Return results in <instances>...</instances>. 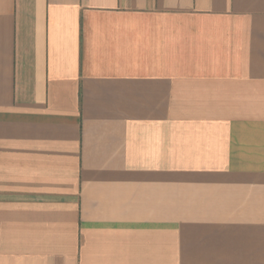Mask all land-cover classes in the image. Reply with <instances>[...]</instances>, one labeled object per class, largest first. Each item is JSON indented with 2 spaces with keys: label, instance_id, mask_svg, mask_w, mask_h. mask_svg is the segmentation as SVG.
Returning a JSON list of instances; mask_svg holds the SVG:
<instances>
[{
  "label": "crops",
  "instance_id": "crops-1",
  "mask_svg": "<svg viewBox=\"0 0 264 264\" xmlns=\"http://www.w3.org/2000/svg\"><path fill=\"white\" fill-rule=\"evenodd\" d=\"M0 264H264V0H0Z\"/></svg>",
  "mask_w": 264,
  "mask_h": 264
}]
</instances>
